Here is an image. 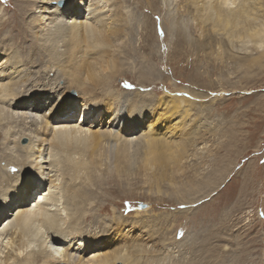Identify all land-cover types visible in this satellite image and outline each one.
<instances>
[{"label":"rangeland","instance_id":"1","mask_svg":"<svg viewBox=\"0 0 264 264\" xmlns=\"http://www.w3.org/2000/svg\"><path fill=\"white\" fill-rule=\"evenodd\" d=\"M24 1L31 6L26 5L21 19L31 25L41 14L39 3ZM20 3L0 0V35L14 34ZM184 4L185 0H117V23L129 21L134 28L131 33L124 31L117 46L106 35L97 34L103 53L112 50L98 61L97 77L89 76L95 70L89 62L93 55L81 61L72 59V47L76 46L62 48V52L40 49L44 35L36 32L33 23L27 48L20 51L17 45L0 46L4 57L0 65L5 61L9 66L19 65L12 87L22 90L24 98L11 100L19 102L12 110L15 118H25L21 105L24 101L31 105L34 91L46 90L41 94L43 103L53 99L56 105L53 111L48 110L49 116L57 113L58 117L63 116L60 110L68 100H79V93L87 97L93 93L103 114L115 109L126 115L137 106L146 108L141 111L146 121L141 129L148 131L145 126L152 122L158 104L170 100L163 93L179 89L174 94L191 100L183 102L180 115L172 122L182 131L167 135L171 142L180 144L179 158L155 160L143 144L128 157L118 144L109 145L113 139L106 133L67 134L62 141L51 143L63 161V178L67 176L68 186L75 187L72 191L82 193L76 199L85 212L77 229L69 230L57 242L61 246L55 247L77 248L88 242L91 248L86 257L130 253L138 264H264V56H258L263 48L236 38L230 41L210 22L197 20L194 5L185 8ZM152 11L157 12L155 18L152 15L155 27ZM164 20L172 21L179 30L182 44L177 53L172 51L171 33L167 36L170 40L161 39L164 29L160 23ZM35 35L37 46L31 40ZM150 46L158 49V56L151 54ZM53 49L64 54L63 66L47 55L57 54ZM108 60L112 66L108 76L102 77L101 69ZM80 112L81 108L73 121ZM12 125L0 124V170L5 174L3 165L11 160L16 163L10 158L20 156L15 147L29 146L33 136L23 123L17 132L12 131ZM95 129L106 130L108 126ZM18 168L15 165L11 170L18 172ZM33 182L20 187L27 203L36 202L45 191ZM67 195L69 207L75 199ZM14 199L13 208L8 209L18 206L19 196ZM9 211L5 217L0 215V230L14 218ZM115 264L125 263L118 260Z\"/></svg>","mask_w":264,"mask_h":264},{"label":"bare ground","instance_id":"2","mask_svg":"<svg viewBox=\"0 0 264 264\" xmlns=\"http://www.w3.org/2000/svg\"><path fill=\"white\" fill-rule=\"evenodd\" d=\"M19 1L22 4L20 5L21 13L19 14L20 18L18 16L17 23L13 26L12 30L14 34L10 33L7 35V33H4V35H0V46L12 48V46L15 47L17 45L21 49L20 51L27 48L26 42L28 37L32 36L30 29L32 30L31 25L33 23L37 27L36 32L41 31L44 35L42 37L43 44L38 43L41 44L40 47L38 45L40 49L44 48L49 51V48H55L62 52V48L76 46L72 47V59L75 61H81L93 55V58H90L89 62L95 65V70L89 76H100L98 61L103 60L105 54L108 55L112 52L111 49H108V53H106L107 51L103 53L98 46L97 34L106 35L117 46L118 43H121L119 40L124 38V31L131 33L132 28H134L133 24L129 21H124L125 23L123 24L117 23L115 18V8H119L116 5L117 0H35L39 3L38 13L41 14H37L32 19L31 25L23 20V16L21 17L22 14L25 16L26 5H28L27 8H30L31 4H27L23 0ZM49 4L51 6H48ZM191 5L195 6V10L198 13L196 16L197 20L200 22H210L214 29L222 30L223 34L230 41L236 38L254 43L256 49L263 48L261 51H258V56H264V0H185V8ZM185 11L187 12V10ZM42 13L48 14L44 15ZM154 13L157 12L152 11L151 17L153 15L155 18ZM153 17L152 24L155 27V23L157 24V22L153 20ZM143 23H146V21H143ZM160 24L164 29L162 41L170 40L167 36L171 33L175 45L172 47V51L177 53L178 46L182 44V40L178 35V28H175L172 21L167 22L164 20ZM0 34L3 33L0 31ZM121 34L123 35L121 36ZM148 37L151 38L150 36ZM155 37L158 43L159 37L157 38L156 32ZM38 38L41 39L40 37ZM36 39V35L31 39L32 42H36L35 46H37ZM144 43L148 44L146 40H144ZM113 44H110L109 47H112ZM141 48L146 49L142 45ZM149 48L152 55L158 56L156 51L158 49H153V46ZM55 49L52 51L57 52ZM170 51L167 52L169 53ZM47 55L50 56V59L55 60V63H58L59 66H63V53L57 52L54 55L48 52ZM0 58V61L4 59L1 53ZM6 63L7 61L0 65V124H13L15 127L12 125V131L17 132V126L23 123V127H27L29 132L33 133V136L30 138L29 146L15 147L16 152L20 156L10 158L14 159L16 163H13L11 160L7 162L8 165H3V169L7 171L6 174L0 170V201H2L0 203V215L5 217L6 211L10 210L8 215L14 216L13 219H8L9 221L0 230V264H41V261L42 264H115L118 260H122L125 264H138V261L136 262L130 253L122 254V252H116L114 254V252H111L86 257L88 249L91 248L88 242L77 248L55 247L61 246L57 242H61V238L69 230L74 231L77 229L79 219L85 216V212L79 204L80 201L76 199L82 196V193L77 190L72 191L75 187L71 186V183L70 187L68 186V182H66L67 176H65L66 179L63 178V161L59 159V155L57 156L59 151H55L51 143L53 141H62L67 134H71L72 137H81L82 134L87 133L97 135L106 133L113 139L109 145L112 147L118 144L122 149L121 151L126 152L125 155L128 157H131L133 150L138 149L143 144L148 156H151L155 160H159L162 157H168L169 159L176 156L179 158L178 152L180 149L178 146L180 144L171 142L167 138V135L170 132L172 136H175V133L178 134L182 131V127L178 126L177 122H172L175 115L177 117L180 115L179 111H181L183 102L191 100L184 96H178L179 93L174 94L179 89L173 88L171 90L173 94L167 95V93H163V96L170 97V100L167 103L162 102L158 104L157 110L152 113L153 116L151 114L152 122L145 126L147 129L149 128L148 131L141 129L146 122L144 121L145 115L141 111L146 108L137 106L138 109H133L131 113H127L126 115L124 112L121 113L115 109L114 112L112 110L109 113L105 112L103 114L100 106L94 101L93 97L95 96L93 93H91L92 96L90 97L79 93V100H68V103L60 110L63 116L58 117L57 113L49 116L50 112L48 110L51 109L53 111V107L56 105L53 99L43 103L44 98L41 94L46 90H40L37 93H34V91L31 93L34 95L32 96L33 101L31 105H28L25 101L24 103L22 102L21 107L24 110L21 111L24 112L21 115H24L25 118H15L12 110L18 107L19 102L17 100L11 102V100L21 99L24 93H21L22 90L12 87L15 82V73L19 71V65L14 63L12 66H9L10 64ZM107 63L106 68L101 69L102 77L108 76V70L112 66L109 65V60ZM65 71L68 72V70ZM16 85L18 86V84ZM79 108H81L79 117L73 121L74 115L79 111ZM68 113L72 114L65 117ZM107 114L109 115L106 116ZM3 120H6V122H3ZM169 123L172 124L170 125ZM99 125H107L108 129L96 130L95 128ZM150 127L152 128L151 130ZM45 134L46 136L50 135V138H45ZM28 135L30 136V134ZM23 136H25V133ZM20 151L24 152V154H21ZM15 165L19 167L18 172L11 170ZM77 170L79 171L78 168ZM28 182L35 184L37 182L41 188L45 189L36 202L27 203L26 201L27 198L24 196L25 191L22 189L24 188L22 184L26 185ZM21 186L22 188H20ZM68 193L75 199L69 207L66 201ZM17 196H19L20 200L18 206L14 209H8L13 208L11 203L15 201L14 198ZM67 218H69V221H67ZM65 224H67L66 227ZM73 234L75 233H72V236H74ZM6 239L8 241L5 242ZM89 239L93 240V238ZM36 242L37 244L32 249L27 250ZM4 243L6 244L3 245ZM36 246L37 248H35ZM54 248L57 251L61 249L63 251L60 255H57L53 251ZM95 249H98V246L93 251ZM120 255L122 256L120 257ZM146 264H149V262L147 261Z\"/></svg>","mask_w":264,"mask_h":264},{"label":"snow or ice","instance_id":"3","mask_svg":"<svg viewBox=\"0 0 264 264\" xmlns=\"http://www.w3.org/2000/svg\"><path fill=\"white\" fill-rule=\"evenodd\" d=\"M2 203V201H0ZM54 252H56L57 255H60V253L63 251L62 249L60 251H57L55 248L53 249ZM22 255V254H21Z\"/></svg>","mask_w":264,"mask_h":264}]
</instances>
